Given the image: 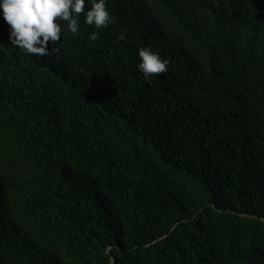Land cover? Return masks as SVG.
Masks as SVG:
<instances>
[{
    "label": "trees",
    "instance_id": "trees-1",
    "mask_svg": "<svg viewBox=\"0 0 264 264\" xmlns=\"http://www.w3.org/2000/svg\"><path fill=\"white\" fill-rule=\"evenodd\" d=\"M107 7L43 57L0 18V264H264V0Z\"/></svg>",
    "mask_w": 264,
    "mask_h": 264
},
{
    "label": "clouds",
    "instance_id": "clouds-1",
    "mask_svg": "<svg viewBox=\"0 0 264 264\" xmlns=\"http://www.w3.org/2000/svg\"><path fill=\"white\" fill-rule=\"evenodd\" d=\"M107 4L108 0H0V18L8 26L10 46L25 55L43 57L49 54L50 45L60 43L61 22H65L67 31L76 36L83 17L84 25L94 29L89 39L96 41L99 30L113 22ZM137 56L138 69L145 79L168 69V61L150 46L139 48Z\"/></svg>",
    "mask_w": 264,
    "mask_h": 264
},
{
    "label": "water",
    "instance_id": "water-1",
    "mask_svg": "<svg viewBox=\"0 0 264 264\" xmlns=\"http://www.w3.org/2000/svg\"><path fill=\"white\" fill-rule=\"evenodd\" d=\"M113 264H116V259H114Z\"/></svg>",
    "mask_w": 264,
    "mask_h": 264
}]
</instances>
